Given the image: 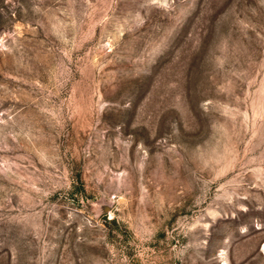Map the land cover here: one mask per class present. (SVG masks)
I'll return each mask as SVG.
<instances>
[{"label": "rangeland", "instance_id": "1", "mask_svg": "<svg viewBox=\"0 0 264 264\" xmlns=\"http://www.w3.org/2000/svg\"><path fill=\"white\" fill-rule=\"evenodd\" d=\"M0 264H264V0H0Z\"/></svg>", "mask_w": 264, "mask_h": 264}]
</instances>
